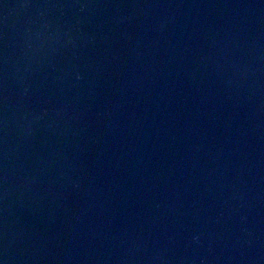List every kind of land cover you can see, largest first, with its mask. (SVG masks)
I'll return each instance as SVG.
<instances>
[{
  "label": "water",
  "instance_id": "obj_1",
  "mask_svg": "<svg viewBox=\"0 0 264 264\" xmlns=\"http://www.w3.org/2000/svg\"><path fill=\"white\" fill-rule=\"evenodd\" d=\"M3 264H264V0H0Z\"/></svg>",
  "mask_w": 264,
  "mask_h": 264
},
{
  "label": "snow or ice",
  "instance_id": "obj_2",
  "mask_svg": "<svg viewBox=\"0 0 264 264\" xmlns=\"http://www.w3.org/2000/svg\"><path fill=\"white\" fill-rule=\"evenodd\" d=\"M0 264H3V262H2V261H0Z\"/></svg>",
  "mask_w": 264,
  "mask_h": 264
}]
</instances>
